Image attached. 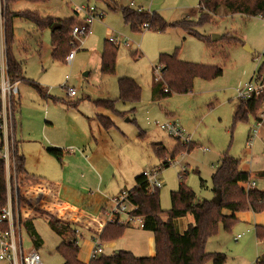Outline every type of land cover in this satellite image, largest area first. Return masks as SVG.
I'll return each instance as SVG.
<instances>
[{"label": "rangeland", "instance_id": "374dc122", "mask_svg": "<svg viewBox=\"0 0 264 264\" xmlns=\"http://www.w3.org/2000/svg\"><path fill=\"white\" fill-rule=\"evenodd\" d=\"M18 1L24 5L22 8L38 9L42 16L65 17L72 15L73 11L79 15L76 10L87 5L96 6L105 12L103 17L93 21L91 32L83 36L82 44L75 50L71 61L52 57L48 28L37 33L24 18L17 22L16 34L13 27V55L23 62L25 75L47 92L43 96L36 87L18 82L20 102L19 106H12V133L15 140L16 132L20 138L22 133L24 137L36 139L27 145L29 151L30 148L38 147L35 141L41 145L42 128L48 126L49 135L60 145H48L47 148L64 151L62 164L50 158L52 165L58 171L62 166L71 170V161L68 160L80 158V153L89 155L94 169L97 168L104 175L103 186L111 183L116 190L121 189L117 195L131 189L136 184V177L142 172L162 164L164 159L154 153L153 144L165 147L166 158L170 159L178 139L168 129L161 128L160 124H174L181 131V141L187 138L195 142L196 146L189 151L178 152L169 166L162 167L159 174L163 180L160 199L164 209L171 207L170 193L178 189L180 174L184 170V181L192 187L197 198L212 199V174L224 151L241 159V169H248L255 174L264 171V128L255 136L252 146L247 147L248 136L253 134V129H250L256 118L249 115L247 120L233 121L241 100L235 89L250 81L264 62V18L239 13L213 15L210 21L197 27L201 34L208 37L207 41L187 35L181 27H168L159 31L147 29L149 26L145 27L144 24L141 31L132 30L124 22L119 8L109 11L102 1ZM132 1L135 4L133 7L130 5ZM198 1L118 0V3L134 9L143 5L147 11L160 14L165 21L174 22L182 19L198 20L201 14ZM108 2L111 6L115 5L112 0ZM12 4L8 5L6 0L0 2V40L5 37V16L16 12L11 10ZM188 14L191 16L186 17ZM76 18L78 21L79 18ZM213 34L221 38L213 40ZM111 37L119 41L118 45L112 43L117 47L115 71L102 74L100 52ZM17 39L26 43L29 49L22 50L15 43ZM37 41L41 43L40 51L36 47ZM176 48L179 58L219 66L222 74L213 79L196 78L191 92H173L170 96L153 99L151 83L157 77L155 66L159 54L162 51L173 52ZM121 77L135 79L141 87V99L136 103L118 100L115 110L101 108L115 123L107 130L97 121L95 123L86 119L85 115H93L97 110L94 100L118 98V79ZM70 89L76 90L74 97L68 95ZM15 97L18 96H13L16 100ZM76 101L77 106H72ZM46 120L53 124H47ZM97 144L93 157L89 151ZM70 147L73 148L72 152H66ZM88 175L91 181H97L92 170ZM11 184H14V177H11ZM259 187H262L261 181ZM192 221L191 215L182 219L185 224ZM34 223L43 243L36 247L24 230V250L36 248L45 263L63 264L56 247L65 238L53 231L43 217L36 218ZM139 226L137 219L130 224L122 238L121 249H133L138 242L144 248L135 236L137 230L143 233ZM238 234L242 235L237 239ZM205 248L207 252H223L226 256L224 264H256V258L264 247L257 242L254 230L236 223L229 231L220 224L218 233L208 238ZM136 255L145 256L146 253L137 250ZM207 264H212V261Z\"/></svg>", "mask_w": 264, "mask_h": 264}, {"label": "trees", "instance_id": "16d2710c", "mask_svg": "<svg viewBox=\"0 0 264 264\" xmlns=\"http://www.w3.org/2000/svg\"><path fill=\"white\" fill-rule=\"evenodd\" d=\"M18 0H6L8 5ZM108 3V0H97ZM114 3L115 1L112 0ZM110 9L119 10L123 20L132 30L141 31L140 28L147 24V29L163 31L168 27H181L192 36L208 41V37L201 34L197 27L210 21L213 15L243 14L246 16H261L264 18V0H200L199 6L201 14L198 20H180L167 22L157 12L147 10H136L129 6L118 7L117 4ZM15 16L25 17L34 22L38 30L50 29L55 22L61 23L59 28L51 32V45L53 46L52 57L65 60L71 51L70 39L71 31L75 25L76 16L64 19L50 16H41L35 11L11 12L5 17V46L7 53L8 75L12 83L27 82L36 87L43 95L42 87L33 80L24 76L23 67L12 53L14 44V32L12 18ZM238 40L236 37H230ZM109 41L105 42L100 70L102 74H112L115 71L116 49ZM158 64H162L163 78L153 81L151 90L152 98L170 96L173 92H191L196 78L213 79L222 74V69L216 65L208 63L192 62L181 60L178 57V48L173 52H161L158 57ZM257 77L264 81V62L259 66ZM119 96L116 99H96L94 104L115 110L116 101H126L136 103L141 99V87L133 78L121 77L118 79ZM167 89V90H165ZM264 102V93L259 97L241 99L233 115L234 123L247 120L251 115L257 117ZM13 104L17 106V101L12 98ZM72 106H77V102ZM0 102V112H1ZM16 111V109H15ZM14 111V112H15ZM13 114V113H12ZM97 119L105 129H110L115 125L113 120L103 114H99ZM15 121V119H14ZM16 123V122H15ZM1 124V120H0ZM1 140L0 149L3 145L2 129L0 128ZM20 140L14 139V172L20 183L24 184L22 178L26 174L25 155L21 151ZM196 146L192 140L184 144L179 139L176 147L170 153V159L166 158L167 151L160 144H153L154 153L163 158L162 165L167 167L175 155L180 151H189ZM48 153L57 160H62L64 151L59 148L49 147ZM21 176V178H20ZM185 173L180 174V183L177 190L171 191V207L164 209L161 206L160 189L151 191L149 183L143 172L136 177V184L128 190L129 199L136 207L132 214L142 217L144 230L152 232L156 242V252L154 256H137L130 250L118 249L111 254L101 253L89 261L88 264H224L226 256L224 253L207 252L206 242L209 237L218 233L222 224L225 230L231 228L238 222L236 212L253 210L261 212L264 210V188L257 186L247 188L245 184L251 179L249 171L241 169V159L224 151L220 158L218 167L212 174V187L218 200L198 199L195 191L184 181ZM264 179V171H259L255 175ZM202 184L203 179H201ZM19 200L22 198L19 197ZM7 179L5 162L0 157V210L7 204ZM224 209L231 211L230 215L223 213ZM187 215L193 217L192 222L182 223V219ZM28 236L36 247H39L43 240L34 226L32 220L21 222ZM48 224L59 236L64 237L56 251L63 258V264H85L79 260L78 255L81 249L77 237V227L73 223L51 216ZM130 226L128 222H119L118 218L108 221L99 235L101 243L110 242L121 238L126 229ZM8 228L6 222H0V230ZM255 234L258 239L264 240V226H255ZM256 264H264V248L259 252Z\"/></svg>", "mask_w": 264, "mask_h": 264}, {"label": "crops", "instance_id": "0c3cea01", "mask_svg": "<svg viewBox=\"0 0 264 264\" xmlns=\"http://www.w3.org/2000/svg\"><path fill=\"white\" fill-rule=\"evenodd\" d=\"M114 1H115V4L118 5V7L123 6L122 4L118 3V0H114ZM108 3H104L105 7L108 6ZM130 5L132 7L135 6L133 1L131 2ZM23 6L24 5L22 3H19V1H16L12 4L11 10L16 11V12L28 10V11H35L39 13L38 9L31 10V8H22ZM198 8L200 9L199 1H198ZM107 9L109 11H113V9H110L109 6L107 7ZM136 9L137 10H142V9L147 10L143 5L136 6ZM47 16H50V15H47ZM70 16L78 17V15L75 14V11H73L72 15ZM70 16H65V17L50 16V17L64 19ZM189 16L191 15L189 14L186 15V17H189ZM22 18H24L25 20L27 19L21 16H15L12 19L15 34H16L17 22H19ZM27 21H29L33 25L34 31H37V33L39 32L42 33L41 30H38L34 22H32L29 19H27ZM49 30L51 34L52 32L51 28ZM187 35H190V34L187 33ZM17 40L18 41L15 43H17L22 50L26 51L29 49L26 43H22L21 40L19 39ZM36 47H37V50L39 49L38 51H40L41 43L37 41ZM50 47H51V55H52L53 46L50 45ZM93 50L94 52H96V49H93ZM250 51L252 50L250 49ZM162 52H165V51H162ZM101 56H102V52H100V63H101ZM180 59L185 60V61H190V60H186L183 58H180ZM18 61L21 62V64L23 65L22 61L20 60ZM192 62H195V61H192ZM23 72H24V76L27 79H30L25 75L24 69H23ZM19 83H17V88H18L17 96L18 97L17 98L15 97L18 103L17 106H19V102H20V91L18 87ZM24 83H27V82H24ZM152 83H151V86H152ZM46 94L47 92H45L43 89V96H46ZM101 108L103 107L96 106L97 110L94 112V114L85 115V118L88 119L89 121L93 120L95 121V123L97 121L98 124L100 125L97 119V116L99 114H103V115L106 114L104 111H102ZM46 123L51 124V125L53 124L52 122H49L48 120H46ZM16 139L20 140L21 142L20 146H21V151L25 155V167H26V174L22 176V178L25 180V183L21 184L19 180V185H18V190H17L18 191L17 193L18 194V210L20 213L21 222L25 220H32L34 223V220L36 218L43 217V219L48 223L49 218L53 216L61 220L73 223L77 227V237L79 239V243L81 242L80 244L81 249H80L78 258L83 263L88 264L89 261L91 260L92 252L94 251L95 246L97 244L96 242H100L99 235L102 232L106 223L108 222L107 220L109 219V216L107 215L106 211L113 204L112 198L116 196L115 194L121 189L116 190V188L111 183L109 185L103 186L104 175L101 174L100 171L96 167H95L96 169H94V166L91 164L89 155H84L80 153V158L68 160V161H71L69 163V165L71 166V170L69 169V167L62 166V168H60V170L58 171L52 165L50 158H53L60 164H62L63 158L62 160L59 161L55 157L51 156L47 151L48 149L47 146L48 145L59 146L60 142L57 141L53 136L49 135L48 126H43L42 128V140L43 141H41V145L35 141L38 147L30 148V151L27 145L29 144V142H32V141L34 142V140L36 139H29L27 137H24L22 133H21V138H20L17 132H16ZM0 140H1V133H0ZM97 148H98V144L92 149H90L89 151V153L93 157H95ZM72 150L73 148L70 147L67 149L66 152L70 153L72 152ZM91 170L93 171V175L95 176V179L97 180L96 182L90 180L88 173ZM246 171L250 172L251 180H254L256 182L257 187H259V183L261 181L262 187H259V188H264V179L257 178L255 176L256 174L248 169ZM216 196L217 195L214 192L213 198H216ZM19 197L22 198V200H19ZM223 213L225 215H230L231 211L228 209H224ZM235 214L238 219L237 223L244 228H248V229L250 228L254 230L255 232V226L257 225L264 226V210L261 212H255L253 210H246V211L236 212ZM118 219H119V222H127L125 216H122L121 218H118ZM34 226H35V223H34ZM139 227H140L139 229H142L143 233H140L139 230H137L138 233L135 234V236L138 239H140L144 248L142 249L140 247L141 245L138 242L137 247L133 246V249H130V251H132L136 255L137 250H144V252L146 253L145 256H154L156 252V242H155L154 235L152 234V232L144 230L141 226ZM24 230L25 229L22 226L21 235ZM124 235L117 240L101 243L103 252L105 253L106 250H110L108 254H111L113 251L121 249L122 248L121 243L123 241L122 238L124 237ZM256 239L259 245H262L264 247V240L258 239L257 237ZM218 253H223V252H218ZM0 264H10V263L7 260H1Z\"/></svg>", "mask_w": 264, "mask_h": 264}, {"label": "built area", "instance_id": "2783aa9c", "mask_svg": "<svg viewBox=\"0 0 264 264\" xmlns=\"http://www.w3.org/2000/svg\"><path fill=\"white\" fill-rule=\"evenodd\" d=\"M200 1V0H199ZM79 13V20L73 26L71 31V51L66 57L67 61H71L74 57L75 50L79 49L82 44L83 36L91 32V24L94 20L99 19L105 15L104 11H101L96 6L87 5L82 6L76 10ZM83 13V15L81 14ZM147 24H145V27ZM4 29H2L3 32ZM109 41L114 45H118L119 41L114 38H110ZM162 64H156L155 72H157L156 81L163 78ZM167 90V89H165ZM236 95L240 99H247L252 96L259 97L264 93V82L257 77V72L246 82L242 87H237ZM18 94L17 84L11 83L8 75V64H7V53L5 46V37L0 40V128L2 129L3 145L0 149V157L5 162L6 179H7V204L0 210V222H6L8 228L4 231L0 230V261L7 260L10 264H47L42 260L40 253L32 248L29 251L24 250L23 239L21 235L22 224L21 217L18 210V185L19 178H17L14 172V139H13V118L12 117V98ZM75 89H70L68 95L74 97L76 95ZM161 128L168 129L171 135H175L177 139L181 141V131L176 128L174 124L166 123L160 124ZM264 128V107L260 109L258 116L254 120V124L250 131L253 129V134H249V138L246 142L247 147H251L255 139L261 133ZM182 143L187 144L191 140L184 139ZM207 150V148H203ZM164 167L162 164L155 166L149 170H145V175L151 191L160 189L163 185V180L160 178V172ZM186 171L184 170L183 173ZM12 174V175H11ZM11 177H14V184H11ZM245 186L247 188L255 187L256 182L249 180ZM112 206L106 211L111 221L114 218H121L125 216L127 222H133L138 220L139 225L143 226L142 217L132 214V210L135 209V205L129 199L128 190L121 191L118 195L112 198ZM242 234H238L236 238H240ZM94 251L92 252L91 258L103 253L101 242H96Z\"/></svg>", "mask_w": 264, "mask_h": 264}, {"label": "water", "instance_id": "95a60500", "mask_svg": "<svg viewBox=\"0 0 264 264\" xmlns=\"http://www.w3.org/2000/svg\"><path fill=\"white\" fill-rule=\"evenodd\" d=\"M60 26H61V23H59V22L53 23L52 26H51V31H54L56 28H59ZM219 38H221V36L217 35V34H213V36H212L213 40H217ZM247 47L249 48V46H247ZM213 199L214 200H218V198H213Z\"/></svg>", "mask_w": 264, "mask_h": 264}]
</instances>
